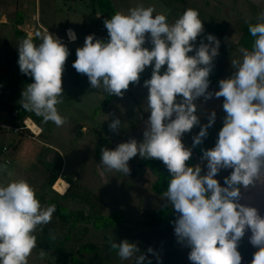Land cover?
I'll list each match as a JSON object with an SVG mask.
<instances>
[{"label": "clouds", "instance_id": "obj_1", "mask_svg": "<svg viewBox=\"0 0 264 264\" xmlns=\"http://www.w3.org/2000/svg\"><path fill=\"white\" fill-rule=\"evenodd\" d=\"M153 13L152 7L142 6L126 14L117 12L103 22L106 40L90 34L76 49L72 67L87 76L91 88L102 86L109 95L123 97L129 85L139 84L140 74L151 67V76L142 85L148 90L149 113L143 140L101 149L100 163L125 175L130 172L129 160L137 154L166 166L171 179L164 196L179 214L174 234L190 247L191 264H241L238 244L246 231L258 249L251 264H264V215L240 203L241 189L264 183V14L248 27L254 38L251 50L243 52L242 60L231 62L234 72L218 81V90L209 91L220 41L207 34L197 45L204 27L195 9H185L172 23L165 15ZM35 35L39 43L29 34L18 45L19 69L33 79L23 90L20 104L45 123L61 127L66 121L56 105L61 102L62 73L70 52L61 38L49 32ZM66 35L72 42L77 39L72 29ZM200 98H223L225 113L214 146L201 150L203 175L200 164L186 163L216 120L212 110L207 123L201 124L196 103ZM120 125L116 118L108 127L115 132ZM194 127L199 131L187 147L182 138ZM222 170H230L223 183L217 179ZM55 211L54 204L41 205L24 179L0 185V264H27L36 247L37 227L50 223ZM111 247L118 249L122 260L152 264L135 243L122 240L111 242Z\"/></svg>", "mask_w": 264, "mask_h": 264}, {"label": "rangeland", "instance_id": "obj_2", "mask_svg": "<svg viewBox=\"0 0 264 264\" xmlns=\"http://www.w3.org/2000/svg\"><path fill=\"white\" fill-rule=\"evenodd\" d=\"M117 12L126 14L129 9L152 7L154 15L163 14L168 22H174L185 9H195L202 20L204 32L197 38L214 35L220 41L219 54L214 58L213 65L218 80L230 77L234 69L232 61H240L243 52L247 50L238 44L243 28L251 23H257L264 14V0H111ZM31 5L25 9L30 25L25 30L31 34L34 43L39 32L41 37L49 32L63 40L69 49V56L62 73V97L56 105L59 114L65 118L61 127L54 125L46 139L40 137L41 130L30 120H24L22 128L13 129L8 124L6 105L20 104L22 92L27 87L21 84L17 87H0V185L17 179L26 180L35 190L41 205L48 206L53 202L66 206L70 212L81 210L85 215L114 212L123 214V223L109 230H95L90 223L79 222L75 226L63 225L54 214L51 222L38 226L35 231L36 247L27 259V264H72L75 256L84 264H134V258L122 260L118 249L111 247V242L127 240L139 244H148L152 249L149 254L152 264H191L188 260L190 247L178 242L174 234V221L166 224L142 228L141 214L144 211L158 209L166 204L164 195L151 192L150 186L154 179L148 170L138 167L142 159L139 154L129 160L130 172L125 175L116 170H109L100 163L101 155H95V145L99 134L109 138V150H114L120 143L130 139L139 141L146 127L147 112L145 97L147 88L143 82L135 84L124 92L123 97H116L102 108L96 116L92 111L104 99L105 91L101 86L91 88L88 78L77 73L72 67L76 59V49L82 47L84 39L95 34L97 39H107V30L101 25L104 17L94 14L87 8L86 2L80 0H29ZM41 25V28L36 26ZM16 26L2 27L0 25V80L11 79V74L21 73L18 61V45L25 37L15 36ZM72 29L77 39L72 42L66 33ZM26 36V37H27ZM205 42H207L205 40ZM145 47H150L145 44ZM193 53H189L192 55ZM151 71L147 67L143 73ZM218 90L210 83L209 91ZM201 124H206L208 113L216 112V120L210 127L212 138L210 145L214 146L218 132L223 124L225 113L221 98L196 101ZM121 121L120 128L113 132L108 125L113 119ZM30 122L31 126H28ZM30 127L29 129L26 127ZM123 132V133H122ZM197 127L191 133H186L182 140L187 147L192 145V137ZM139 135V136H138ZM194 154V149H193ZM202 175L206 172L204 164L198 159ZM230 170H222L217 179L223 183V177ZM64 183L61 192L54 189L57 179L52 185L47 181L50 176ZM67 190V191H66ZM48 247H40L43 241ZM96 246L92 251L78 249L85 244ZM241 264H251V260L242 257Z\"/></svg>", "mask_w": 264, "mask_h": 264}, {"label": "trees", "instance_id": "obj_3", "mask_svg": "<svg viewBox=\"0 0 264 264\" xmlns=\"http://www.w3.org/2000/svg\"><path fill=\"white\" fill-rule=\"evenodd\" d=\"M82 2H86L87 8H90L91 11L94 14H99L101 17H104V19L101 21V25L104 26V20L110 18L112 15L117 13L116 8L114 7L111 0H80ZM23 23V16L18 13L17 17L15 19V26L21 25ZM255 24L251 23L250 25ZM249 25H246L243 28L242 36L240 37L238 44L241 45L243 48H246L247 50H251L252 44H253V37L250 35L248 31ZM13 33L15 36L18 37H26L27 33L23 31L22 29H19L17 27H14ZM151 76V71L147 73H141L140 74V82H144V80L149 79ZM210 83L218 87V78L216 70L213 68L212 73L210 74ZM33 82V79L26 75H19L12 73L11 79L7 81L0 80V87L4 88H12L17 87L21 84H30ZM135 84H130L129 88L134 86ZM101 94L104 96L103 101L93 109L92 116H96L98 112L104 108L106 105H108L110 102H112L116 97V95H109L106 91H102ZM221 101H223V98H221ZM7 111H8V124L11 125L13 129L15 128H22L23 121L27 118H29L40 130V137L42 139H46L47 135L52 131L54 127L53 122H47L45 123L43 121V118L40 116H36L32 112L25 111L21 104H10L6 105ZM223 125V124H222ZM222 125H220L222 127ZM199 131V128L197 127V132ZM196 132V133H197ZM123 133V132H122ZM100 138L99 141L96 143L95 147V155L99 157L101 155V149L108 147L110 145V140L114 139L101 136V133L98 132ZM139 136V135H138ZM139 141L143 140V137H138ZM212 138L211 131L208 129V136L204 138L202 144L196 146L194 148V154L190 158L189 161L186 163L188 165H195L196 161L198 159L201 160V150L211 148L213 146L210 145V140ZM138 167H140L142 170H148L151 175L154 177L150 190L152 193L157 195H164V193L167 190V184L171 177L169 176L168 170L166 166L158 159H144L142 158L138 162ZM57 179V175H51L50 178L47 181L48 185H52L55 180ZM67 191V190H66ZM54 204L56 207V211L54 212V215L58 217L63 225H70L75 226L79 222H86L90 223L91 226L95 230H109L118 227L120 224L123 223V214L121 212H114L109 215H103V214H89L85 215L81 210H78L76 212H70L66 206H63L59 203L53 202L50 205ZM178 213L175 212L170 204H166L158 209H154L151 211H144L141 214V222H139V225L142 228H150L155 226H160L163 224H166L168 222L174 221L178 217ZM48 239L43 241L42 243H39L40 247H48V243L46 242ZM96 246L93 244H85L79 247L78 251H92L95 250ZM139 250L141 253H144L146 257L149 259L148 251V244H139ZM257 248L250 247L245 244V242L241 239L238 244V251L240 252L241 256L245 258L246 260H252L253 253L257 251ZM72 264H84L82 261L78 260L75 256H72L71 258Z\"/></svg>", "mask_w": 264, "mask_h": 264}, {"label": "crops", "instance_id": "obj_4", "mask_svg": "<svg viewBox=\"0 0 264 264\" xmlns=\"http://www.w3.org/2000/svg\"><path fill=\"white\" fill-rule=\"evenodd\" d=\"M31 5L29 0H0V25L2 27L15 26V19L17 14L20 13L23 16V23L16 27L25 30L27 27L32 25L27 24L28 19L25 16V9ZM36 26L41 28L40 24L36 23Z\"/></svg>", "mask_w": 264, "mask_h": 264}, {"label": "water", "instance_id": "obj_5", "mask_svg": "<svg viewBox=\"0 0 264 264\" xmlns=\"http://www.w3.org/2000/svg\"><path fill=\"white\" fill-rule=\"evenodd\" d=\"M240 203L254 206L260 210L261 215H264V183L257 182L254 186L248 189H241ZM250 231H246L242 240L246 245L253 247L249 242ZM254 248V247H253Z\"/></svg>", "mask_w": 264, "mask_h": 264}, {"label": "bare ground", "instance_id": "obj_6", "mask_svg": "<svg viewBox=\"0 0 264 264\" xmlns=\"http://www.w3.org/2000/svg\"><path fill=\"white\" fill-rule=\"evenodd\" d=\"M28 124H29L28 126H31L32 127V125L30 124V122H28ZM63 188H64V183H62L61 180L57 179V182L54 185V189H56L57 191L61 192Z\"/></svg>", "mask_w": 264, "mask_h": 264}, {"label": "built area", "instance_id": "obj_7", "mask_svg": "<svg viewBox=\"0 0 264 264\" xmlns=\"http://www.w3.org/2000/svg\"><path fill=\"white\" fill-rule=\"evenodd\" d=\"M26 121V120H25ZM31 121V120H30ZM32 122V121H31ZM23 124H25V123H23ZM26 127L29 129V127L26 125ZM37 128V130H39L40 131V129L38 128V127H36ZM15 129H17V128H15Z\"/></svg>", "mask_w": 264, "mask_h": 264}]
</instances>
